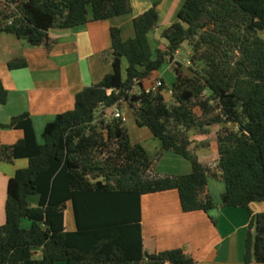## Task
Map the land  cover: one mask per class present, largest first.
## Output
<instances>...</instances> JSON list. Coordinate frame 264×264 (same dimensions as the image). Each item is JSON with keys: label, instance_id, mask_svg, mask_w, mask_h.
Segmentation results:
<instances>
[{"label": "trees", "instance_id": "trees-1", "mask_svg": "<svg viewBox=\"0 0 264 264\" xmlns=\"http://www.w3.org/2000/svg\"><path fill=\"white\" fill-rule=\"evenodd\" d=\"M159 2L133 19V38L124 41L110 29L112 72L76 94L74 108L44 127L42 144L27 113L0 124L24 133L16 144L0 146V162L27 160L7 183L0 264H196L182 249L143 250L140 198L175 190L183 213H207L214 207L210 177L225 185L221 205L250 217L243 264H264V213L249 210L264 202V0H185L161 34L167 47L153 57L147 35L158 26ZM131 11L129 0H0V33L50 50V30ZM183 44L190 48L189 74L176 64L170 89L163 84L146 92L143 82ZM25 67L24 60L8 64L10 70ZM7 96L0 79V106ZM124 105L160 143L153 159L114 117ZM207 148L216 149L218 159L201 164L195 151ZM164 151L187 160L191 172L156 174ZM68 208L74 231L65 229Z\"/></svg>", "mask_w": 264, "mask_h": 264}, {"label": "crops", "instance_id": "crops-1", "mask_svg": "<svg viewBox=\"0 0 264 264\" xmlns=\"http://www.w3.org/2000/svg\"><path fill=\"white\" fill-rule=\"evenodd\" d=\"M129 1L132 11L127 15L99 22L90 21L72 29L50 30L49 37L55 40L50 50L30 47L14 35L0 33V79L8 94L6 104L0 106V124H7L11 118L27 113L32 121L36 141L42 144L44 127L55 116L74 108L76 94L86 87L98 84L105 75L112 72L110 29H118L124 41L133 38V19L148 10L157 0ZM184 2L185 0H160L158 3V26L147 35L153 57L157 49L167 47L168 42L161 34L176 20ZM89 18H92L91 12ZM182 47H186L187 51L186 65L177 60L178 50L170 63L163 65L162 70L153 72L143 82L144 89L150 88L158 80L167 86L163 76L176 64H180L185 73L189 67L190 48L186 44ZM16 60H24L26 67L10 70L8 64ZM126 66L127 63L123 60V72ZM159 72L161 74L157 76ZM126 107L124 105L121 112L124 122H129L130 127L132 119L125 114ZM135 134L134 139L129 138L130 142L140 145L149 158L153 159L160 149V143L149 130L136 127ZM23 136L22 130L0 129V146H12ZM191 138L200 140L194 134ZM195 154L201 164L218 159V152L214 148L198 149ZM26 166V159L11 163L0 162V226L5 222L8 180L17 170ZM153 170L160 175H187L191 172V164L173 152L164 151ZM224 190L225 185L221 180L213 177L208 179V191L214 207L207 213H183L175 190L143 195L140 198L143 250L152 254L182 249L196 264H243L244 242L250 217L242 208L221 205ZM35 202L33 199L32 203ZM249 210L252 215L264 213V202L251 203ZM64 225L66 231L75 230L71 208L64 212ZM22 226L28 228L30 224L22 221ZM37 256H40V251Z\"/></svg>", "mask_w": 264, "mask_h": 264}, {"label": "rangeland", "instance_id": "rangeland-1", "mask_svg": "<svg viewBox=\"0 0 264 264\" xmlns=\"http://www.w3.org/2000/svg\"><path fill=\"white\" fill-rule=\"evenodd\" d=\"M260 36L262 37V38H264V32H262L261 34H260ZM186 47H182V48H180L179 50H180V52H179V54L177 55V60L182 64V65H186V62H187V59H188V56H187V51H186V49H185ZM165 65V64H164ZM200 66V65H199ZM164 67V66H163ZM163 67L160 69V70H162L163 69ZM159 70V71H160ZM189 70L187 69V70H185V73L186 74H189V72H188ZM159 74H161V72H159V73H157V76L159 75ZM163 78H164V80H165V82L167 83V88L168 89H170V86H171V83H172V81L174 80V73L172 72V70L171 71H166V74L163 76ZM146 85V84H145ZM210 93H209V91H206L205 92V95L206 96H208ZM168 96H170L169 94H168V92L166 91V94H165V97H166V99H168L169 97ZM112 112V110H110L109 112H107V115L109 116L110 115V113ZM125 114H127L128 115V117L129 118H131L132 119V126H130L129 127V122H126L125 123V127H126V130H127V134H128V136H129V138H131V139H134L135 138V136H136V134H135V130H136V127L138 128V126L136 125V123H135V120H134V117H133V115H132V113H131V111L128 109V107H126V112H125ZM130 124V125H131ZM140 128V127H139ZM143 128V127H142ZM144 130H148V129H146V128H143ZM141 141H142V138H141ZM155 142H157V141H155ZM145 143V142H144ZM148 145V144H147ZM156 155V154H155ZM155 157V156H154ZM153 157V158H154ZM72 220V219H71Z\"/></svg>", "mask_w": 264, "mask_h": 264}, {"label": "built area", "instance_id": "built-area-1", "mask_svg": "<svg viewBox=\"0 0 264 264\" xmlns=\"http://www.w3.org/2000/svg\"><path fill=\"white\" fill-rule=\"evenodd\" d=\"M162 86H163V82L161 80H158V81H155L154 84L150 88H147L145 90H146V92H149L150 90H157ZM134 93H136V89H135ZM168 93L171 94L170 91H168ZM98 114H99V112L96 113V115H98ZM114 117L120 118L123 121H125V118H124L120 109H114Z\"/></svg>", "mask_w": 264, "mask_h": 264}]
</instances>
